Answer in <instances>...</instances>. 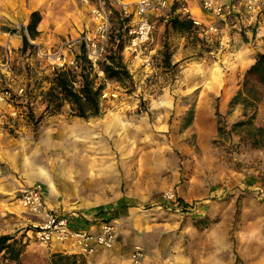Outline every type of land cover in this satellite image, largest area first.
I'll list each match as a JSON object with an SVG mask.
<instances>
[{"label": "rangeland", "instance_id": "1", "mask_svg": "<svg viewBox=\"0 0 264 264\" xmlns=\"http://www.w3.org/2000/svg\"><path fill=\"white\" fill-rule=\"evenodd\" d=\"M38 3L39 43L22 57L7 46L10 36L24 33L21 16L13 0H0V65L7 54L12 59L9 74L0 72V91L9 92L17 112L0 129V236L40 244L38 218L14 192L19 184L37 183L47 209L81 224L111 222L117 242L132 238L128 260L139 246L145 264H217V258L220 264H264V144L253 147L250 137L251 129H264V89L245 76L264 54L260 15L249 27L230 30L226 45L199 32H165L175 2L161 16L149 14V41L122 52L131 81L106 80L95 68L104 87L101 114L83 120L67 105L46 110L44 93L59 45L86 32L88 10L79 0ZM111 26V35L120 30L122 36L126 28L116 19ZM79 48L75 44L66 57ZM214 64L219 75L211 73ZM240 92L241 99L257 101L247 109L231 107ZM251 116V129H232ZM221 232L228 233L229 249L217 254Z\"/></svg>", "mask_w": 264, "mask_h": 264}, {"label": "built area", "instance_id": "2", "mask_svg": "<svg viewBox=\"0 0 264 264\" xmlns=\"http://www.w3.org/2000/svg\"><path fill=\"white\" fill-rule=\"evenodd\" d=\"M88 8L89 24L76 41L67 40L60 44L54 58L53 68H73L75 56L66 57L62 52L69 51L75 44L83 49L86 59L94 68L104 59L110 46L111 21L117 13L120 19H128L125 35L129 38L125 51L136 52L145 45L153 28L148 19L149 14L161 16L167 7L166 0H139L133 5V9L123 5L119 0H81ZM194 1L199 5L202 12L211 17L207 25L191 20L200 34L216 36L222 44H229V36L222 34L223 29L229 27V21L233 20V13L237 6L243 7L250 16L256 17L264 8V0H228V4L222 0H173L177 3L179 14L187 16L186 4ZM26 35V31L24 30ZM29 43L34 47L32 42ZM37 55L41 51H36ZM27 54V53H26ZM7 54L4 64L0 65L9 74L11 62ZM149 65V60H146ZM8 91H0V129L6 124L7 118L16 117V109L8 102ZM4 106L7 112L1 107ZM16 202L30 215L38 218L34 227V238L45 246L65 245L67 249L76 255L88 257L99 250H112L117 240V233L111 222H101L97 228H77L73 219L62 213L47 209L44 202L43 190L40 184L19 185L15 193ZM129 264H145L144 254L141 247H134L129 256Z\"/></svg>", "mask_w": 264, "mask_h": 264}, {"label": "trees", "instance_id": "3", "mask_svg": "<svg viewBox=\"0 0 264 264\" xmlns=\"http://www.w3.org/2000/svg\"><path fill=\"white\" fill-rule=\"evenodd\" d=\"M177 10L178 5L173 3L170 15L164 20L165 32L171 30L186 36H197L198 29L194 27L189 16L176 13ZM260 17L264 20V8ZM113 19L118 21L119 28L125 27L128 22V19H120L117 13L113 15ZM40 20L41 18L37 11L29 15L28 24L24 29L26 35L22 34V47L19 52L21 55L28 51V49H33L29 40L33 41L38 37L37 26ZM122 30V36L119 35L120 30H117V33L115 32L114 35H110V47L107 54L97 65V70L102 72L104 79L119 84L131 81V76L122 59V52L129 38L125 35L126 29L122 28ZM164 47L163 58L164 60H168L169 54L166 44H164ZM75 64L73 68H53L50 75L47 76L46 82L48 88L44 93L46 110L58 112L64 105H67L73 117L83 120L97 118L101 114L100 101L104 87L102 84L97 83L96 69L86 59L81 47L75 56ZM245 76L253 77L258 85L264 89V54L260 53L256 55L254 62L246 70ZM245 90L247 91L246 83H244L243 92ZM251 92L255 93L256 91ZM241 93H238L232 99L230 103L231 107L240 103L244 109H247V105L250 104L249 102L257 101L256 96L251 101L246 98L241 99ZM191 113L190 111V116ZM253 119L254 116H251L246 121L238 122L233 125L232 129H251V121ZM251 130L255 134L250 136L252 146L257 147L261 143L264 144V129L253 128ZM26 244L8 235L0 236V264H23L22 258ZM47 264H86V262L85 258L80 255L55 253L50 256Z\"/></svg>", "mask_w": 264, "mask_h": 264}, {"label": "crops", "instance_id": "4", "mask_svg": "<svg viewBox=\"0 0 264 264\" xmlns=\"http://www.w3.org/2000/svg\"><path fill=\"white\" fill-rule=\"evenodd\" d=\"M13 1L15 3L14 8L15 10H17V14L21 16L20 25H22L25 28L29 20V15L32 12L37 11L38 7H40L38 3L39 0H13ZM137 1L139 0H119L121 4L129 6V9H133V5ZM222 1L227 4L229 3L228 0H222ZM79 2L81 6L85 8V10H88L87 6L83 4L81 0H79ZM172 2L173 0H166V3L169 6L172 4ZM186 11L191 20H196L202 23L203 25H207L210 22L211 17L205 14L204 12H202L201 9L199 8V5L194 1L187 2ZM254 18L255 17L250 16L248 13H246L243 7L239 5L237 6L236 10L233 13V20L229 21V24H230L229 27L227 29H223L222 34L228 35L230 30L232 29L237 30V29L249 27L251 24L255 23ZM42 22L43 20H40L37 26L38 33L41 32L42 30L40 29ZM65 40H67V38ZM70 40L76 41L77 39L73 40V38L70 37ZM29 41L32 42L33 44L39 43L37 41V38L33 41L31 40ZM8 42L10 45H13V47H11L9 44L7 45L10 48V53L13 54V56H17L18 55L17 51L20 50L22 47V36L12 35L10 36ZM63 53L66 55V51H64ZM22 57H24V55ZM19 185L17 186V188L19 187ZM17 188L14 191L15 193L17 191ZM79 222L81 221L73 222L77 228L84 227L86 229H91V228H97L99 225V223L81 224ZM127 237H123L121 242L119 241L117 242L116 240V243L112 250H109V251L99 250L91 256L84 257L86 264H128L129 261L127 259V256L129 254V251L134 246L135 241H133L132 238L130 237L127 238ZM215 244H216L217 254L219 253V251L226 252L229 249L228 233L221 232L220 236L216 235ZM55 253L74 254V252L67 249L65 245L55 244V245L45 246L43 244H26L24 255L22 258V263L23 264H47L50 256ZM110 261L112 262L110 263ZM144 262H145V259H144ZM217 264H220L219 258H217Z\"/></svg>", "mask_w": 264, "mask_h": 264}, {"label": "bare ground", "instance_id": "5", "mask_svg": "<svg viewBox=\"0 0 264 264\" xmlns=\"http://www.w3.org/2000/svg\"><path fill=\"white\" fill-rule=\"evenodd\" d=\"M211 73L214 75H219L220 73V67L218 66V64H214L211 68ZM49 189H52V186L49 185L48 187Z\"/></svg>", "mask_w": 264, "mask_h": 264}]
</instances>
